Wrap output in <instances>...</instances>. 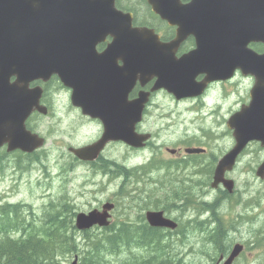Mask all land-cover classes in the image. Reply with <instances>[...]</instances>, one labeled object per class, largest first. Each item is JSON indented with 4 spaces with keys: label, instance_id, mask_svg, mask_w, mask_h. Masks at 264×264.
Listing matches in <instances>:
<instances>
[{
    "label": "water",
    "instance_id": "95a60500",
    "mask_svg": "<svg viewBox=\"0 0 264 264\" xmlns=\"http://www.w3.org/2000/svg\"><path fill=\"white\" fill-rule=\"evenodd\" d=\"M53 1L55 3H52L51 9L54 10L40 14L16 9L10 0H0V49H4L15 37L19 39L21 33L26 35L27 40L33 38L38 48L48 47L47 58L40 61L39 71L33 73L32 79L44 76L45 71L49 75L61 72L64 75L61 76L63 82L73 90V104L104 121L105 133L98 143L73 150L80 159H94L111 140L124 141L136 148L143 146L148 136L138 135L136 125L142 119L149 94H140L139 98L132 101L128 100V94L137 80L144 84L153 78L152 75L157 78L153 91L164 88L177 99L199 96L210 82L230 79L236 70H240L244 76L254 77L251 101L233 114L227 123L228 128L234 130L236 146L219 162L214 185L223 182L224 172L233 166L237 155L250 141H260L264 146V54L259 55L249 47L251 42H264V0H192L187 5L181 4V0H148L156 13L169 24L178 26V38L167 44L160 43L153 30L133 28L130 14L123 15L110 7L106 10V5H98L97 7L104 9L84 19L72 13L71 9L69 12L68 2L71 0ZM81 7L88 6L82 4ZM22 22L28 28L21 25ZM71 31L77 34L72 36ZM108 33L115 40L103 54L104 57H99V63H107V58L115 55L117 51H120L121 57L123 51L129 83L123 94L116 95L113 103L108 101L111 92L96 91L93 88L92 81L100 80L102 74L81 75L76 78L73 72L65 75L62 70L63 64L67 66L77 61V57L92 52L100 37ZM189 34L196 37L197 49L181 59H176L175 50ZM32 47L34 42L29 41L28 51ZM65 48H70L71 51L63 53L61 49ZM0 65L5 68L1 59ZM198 74L206 75L202 82L196 81ZM110 79L114 85L120 82L121 74L118 73ZM8 84L0 76V97L11 103L9 106L0 102V109L6 117L4 120L15 122H0V141L4 132L15 131L14 125H20L19 118L23 120L31 107L20 98L15 86L9 87ZM26 136L25 142L29 146L27 151L43 145V140L38 136ZM21 143L17 145L20 146ZM258 174L264 175V164ZM111 207L112 205H107L105 208ZM108 217L107 212L80 214L77 226L80 229L96 224L106 226ZM148 221L154 227H175L163 218L162 213H149ZM235 254L236 251L233 256ZM73 264H77V261Z\"/></svg>",
    "mask_w": 264,
    "mask_h": 264
},
{
    "label": "rangeland",
    "instance_id": "374dc122",
    "mask_svg": "<svg viewBox=\"0 0 264 264\" xmlns=\"http://www.w3.org/2000/svg\"><path fill=\"white\" fill-rule=\"evenodd\" d=\"M230 85L228 88H220L216 89V91L212 92V97L214 94L213 100H208L207 103L212 106L218 101L221 102V106H223L222 109L218 110L216 112L217 116H220L218 122L216 118L210 115V110L208 108L205 109L204 115H200L198 112H194L195 110L199 109L200 106L199 103H194L192 105V102L180 104L176 106L175 103L171 102V98L166 96L165 94H161L155 101L158 102V106H160L161 109H155L153 111V119H159L161 122H146V127L154 134V141L152 143L154 144L152 147L154 148L156 145L160 144L163 149L166 147V145L170 148H174L175 144L180 141L182 138H186L188 134L192 132L194 136H202L201 135V128H207L208 126H213V128L216 126L217 123L220 124V128L218 129L219 134H214L218 137L217 140H207V144L210 147L211 152H218L221 148H224L228 146L231 143V140L229 136L225 137L227 135V132L224 130V124H223V117L222 115L229 114L232 110L237 111L242 104H245L248 102L249 98L247 96L248 91L252 87V79L244 78L241 76H238L236 78V81L234 80L230 83H227ZM224 87H226L224 85ZM220 92V93H218ZM218 94V95H217ZM59 101V98H57V102ZM59 105H57L58 107ZM194 106V109L192 110ZM66 110L61 107L57 108L55 110L56 118L57 119H64V114ZM230 115V114H229ZM228 115V116H229ZM171 119V122H168V119ZM164 119V120H163ZM65 120V119H64ZM172 120H175L172 122ZM66 124L73 122H65ZM57 124V123H55ZM57 131L60 130L59 125H57L56 128ZM73 129L70 126H67L65 129V133H73ZM97 131L89 130V129H83L79 133H74L72 137H70V140L73 143H87L88 141H92L97 136ZM51 140V139H50ZM52 142L49 145H54L55 147L52 148V153L48 157L47 160H45V163L41 166L33 167L27 171V172H16L13 170V166H11L4 176L0 175V195L3 196L7 201L16 203V202H24L32 205V213L35 214L36 217H42L44 215L45 210L51 209L50 202L53 200L54 202H58V200L64 195L68 194L70 196V199L75 207V212L80 211H87L92 206L97 205L101 200L107 198V199H113L117 198L115 195V192L121 187L122 185V179H120L118 176L112 175L111 179L109 180L108 176H105L101 173H94L92 170L86 167H81L78 164H73L70 162L69 164L64 163V160L62 156L60 155L61 152H65L64 146L69 144V142L63 141L62 138L56 139L52 137ZM198 142L200 141L199 138L197 139ZM195 144V142H193ZM198 144V143H197ZM204 144V143H199ZM157 147V146H156ZM251 153L249 155H246L243 161L248 162L249 164L254 165L255 161L259 159V153H256L254 151V146L250 148ZM108 157L112 160H119L123 161V163L127 162L128 166H136L139 164H142L146 162L147 160L152 158L153 150L146 149L143 151H132L127 149L125 146L116 145L111 146L108 150ZM162 157L164 159H169L170 155L168 153L162 154ZM6 166L12 165L14 163L13 158H9L6 160ZM71 164V165H70ZM69 165L72 168V172L67 177L65 176H57L58 173H60L63 169V167ZM112 170L117 171L116 164H113V167H109V171ZM174 172L171 170L168 174L167 171H161L158 174H155L154 177L149 178L151 183H144L141 178L138 177V180L143 182H139L141 184H138L136 189L133 187V185H130L127 187V190L132 191L130 193L131 196H135L136 193H138V196L136 199H134V203H138L141 197H146L148 200L147 203H151L153 205H148L144 208L148 207H156V204L158 203L159 206H162V204L167 203L168 201H172L171 199L168 200V196L173 192H178L179 196L183 198L184 196H187L188 191L191 192L190 197L195 198V196L202 195L203 197L208 198V193L206 192L205 188L207 187L209 183V173L198 175V182L202 181L204 183L199 185H194L192 187H187L188 184L185 182V177L187 175L196 176L197 171H192L188 173L178 172V173H172ZM46 173H51L52 178L48 177ZM173 174V175H172ZM152 175V174H151ZM162 176V182L158 183L154 180H156L159 176ZM157 176V177H155ZM53 179V180H52ZM147 179V178H145ZM136 180V179H135ZM171 181H174L177 183V187L173 190H171V186L169 184ZM206 181V182H205ZM50 185V186H49ZM246 189V188H244ZM242 189V191L244 190ZM142 191L143 194L140 193ZM244 192V191H243ZM148 195H150L148 197ZM158 201V202H157ZM157 202V203H156ZM162 202V203H161ZM188 205H192V202ZM211 205V204H210ZM208 206V208H213L217 206L216 204H212V206ZM26 206V205H23ZM137 209L131 210V214L127 215L124 213V210L122 207L119 208L118 212L116 211L114 215H116L113 218V224L114 219L116 222H122V220H127L128 222L131 221H139V216L142 213V209L137 213ZM73 212V210H71ZM30 206H28L24 212V215L28 216L30 213ZM53 212H46V216L49 217ZM68 212H65L64 214H67ZM174 213V214H173ZM170 215H176L177 210L170 209L168 212ZM69 217V216H68ZM181 223L186 220V218L181 217ZM253 228L258 229L261 232V236H264V221L262 222H254L252 224ZM70 229V227H69ZM97 228H92L91 231H94V233L102 232L103 230H99ZM230 232V231H229ZM63 233V232H62ZM79 233V232H78ZM68 236L72 235V231L68 230L66 232ZM235 234H244V227H240L236 233L230 232V236L232 237ZM83 234L76 235L75 237L78 239V241L83 242V239L81 238ZM223 237V235H222ZM123 238L126 239L128 244H131L133 241V236L128 233H123ZM140 238L142 240V245H149L150 243H147L144 241V236L140 233ZM172 243L171 246L175 249L176 252L184 254V260H182V264H188L195 263L196 260L194 258L198 255L199 258H210L212 250L210 248L202 249V252L199 251V248H201V242L196 241L197 240V232L195 231V236L190 237L189 239H186L185 237H182L181 235H175L170 236ZM182 239V240H181ZM227 240V238H225ZM226 240L224 242H226ZM153 241V240H152ZM162 241V240H161ZM161 241L159 244H161ZM196 246L198 247V250H196ZM92 250V249H91ZM91 250H87L85 253V264H122L127 257V251L125 249H122V252L113 256L108 255L105 253L104 247H98L95 250V255L89 254ZM146 252L149 253H157L159 255V258L162 259V255L160 252L158 253V250H153L148 247H145L143 249ZM142 251H136L135 256L138 257L141 254ZM144 252V255H147V253ZM164 253H167L166 258H171L174 256V258L169 259V261L173 264H176V257L178 256V253L170 254V252L166 251ZM169 253V254H168ZM59 258L62 259L64 264H71L75 254L79 255V264L82 263V256L79 253H70L66 256H62V250L58 251ZM106 255L107 262L101 259ZM181 256V255H180ZM134 258V255H131L130 258L124 263L128 264L132 259ZM179 258H182L179 257ZM101 260V261H100ZM205 260V259H203ZM186 261V262H185ZM155 262V261H154ZM153 262V264H154ZM50 264H61L55 259L54 263Z\"/></svg>",
    "mask_w": 264,
    "mask_h": 264
},
{
    "label": "flooded vegetation",
    "instance_id": "af4514ba",
    "mask_svg": "<svg viewBox=\"0 0 264 264\" xmlns=\"http://www.w3.org/2000/svg\"><path fill=\"white\" fill-rule=\"evenodd\" d=\"M190 0H184V2H189ZM27 2L30 4V8L32 9H39V7L42 5V0H27ZM109 1H106L108 3ZM116 7L118 10L122 11L123 13H132L134 16L133 22L136 26H141L143 24L149 25L150 28H153L156 30L157 33L160 34L162 41H171L176 36V30L177 27L169 26L165 21H163L159 16L149 12L150 9H147V4H145V0H116ZM142 21V22H141ZM144 22V23H143ZM26 35L24 33H21V37L18 39V37H15L14 40V46L11 49V57H10V63L9 67H7L3 62L4 69L0 65V76L3 77V79L9 83L8 86L12 87L15 86V91H19V96L22 98L25 102L28 103V106H32L34 104L36 107L34 108V111L26 118L21 120L19 118L18 122H25L26 129L32 132H36L45 139H49L50 136L59 139L62 138L63 141L72 143L70 140V137L73 136L74 133H79L83 129H89L93 131H97V136L95 138H98L102 133V120L98 118H92L89 115H86L82 112L80 107H73L72 103L70 102L72 91L68 87H65L61 76H64L61 74V72L53 73L48 77L47 71L43 73L44 76L48 77L45 79V77H38L33 78V73L39 71V68L37 66H34L32 64H29L28 62H34L37 63L38 60L42 62V60H45L47 58V52L48 47L45 48H38L35 40H31L34 42V47L30 51H28L27 48V41H26ZM16 42L25 47V48H18L16 46ZM46 42V41H45ZM114 37L112 34H107L104 38L99 39L97 42L95 49L90 52L86 56H79L77 57V61H74V63H70L69 65L65 66L63 64L62 70L65 75L71 74L73 72L74 76L76 78H80L81 75H91L94 74H102L104 77L108 78L107 81H103L101 78L100 80H94L92 81L96 91H102L104 88L102 85L106 82L108 87V91L112 92V86L117 85L119 89V82L115 83L113 85L111 81V77L116 76L118 72H121L122 77H128L127 72H125V62L123 61V56L118 57L117 63L114 65L112 64V60H110V63H99V57L103 56V53L108 50V48L113 44ZM196 43L195 38L190 35L188 36L180 45L176 55L178 57H181L182 55L192 51L195 49ZM252 47L258 52L263 53L264 52V45L260 43H255L252 45ZM26 49V50H25ZM56 50H59L58 48ZM75 51V49H73ZM63 53H69L71 51L70 48L61 49ZM120 51H117L115 55H119ZM123 54V51H122ZM44 57V58H43ZM104 57V56H103ZM29 67H28V65ZM7 72L6 74H4ZM26 79V80H24ZM110 79V80H109ZM202 77H199V80H201ZM123 80V79H122ZM121 80V93L123 92V81ZM155 82V79L148 82L143 88L141 86L135 87L134 91L132 92L130 99H134L138 96V93L143 91H150L153 87ZM218 85L221 84H213L210 88L211 91ZM210 91V90H209ZM209 91L206 93L204 97L198 98V99H191L187 101L199 102L200 105H204L202 101L206 100L209 95ZM162 93L158 92L152 93L150 97V101L146 105V108L144 110V117H143V123L138 126V130L142 133L150 132L152 134V140L150 142H147L146 149H155L159 147H152L154 144L152 141H154V134L147 129L146 122H161L159 119H153V111L155 109H161L160 106H158V103L155 101L157 97H159ZM57 98H59V101L57 102ZM172 98V97H171ZM173 103L176 104V106L180 105L183 102L186 101H176L175 99H171ZM0 102L5 105L11 106V103L3 98L0 97ZM36 102V103H35ZM63 107L66 112L64 114V119H57L55 110L57 108ZM57 105H59L57 107ZM43 108V113H41V109ZM48 111V113H47ZM6 117L4 114H2L0 109V122H15L14 120H4ZM3 120V121H2ZM164 120V119H163ZM171 120V119H170ZM168 121V120H167ZM175 120H172L174 122ZM65 122H73L66 124ZM171 122V121H168ZM57 123V124H55ZM73 129V133H65V129L67 126H70ZM57 125H59L60 130L57 131ZM192 132L188 134L186 138H183L182 140L178 141L175 145L178 148L176 150V153L173 154L170 158L171 164L178 169L179 172H182L180 168L186 165H192L193 163V157H188L185 155L182 150L186 148V146L183 145L185 141H187L189 138L192 137ZM207 136V135H206ZM203 137V136H199ZM204 138V137H203ZM46 139V140H47ZM84 143H79L76 146H80ZM87 144V143H86ZM121 144V143H120ZM113 144H108L104 152L96 159L95 161L91 163H81L78 162V165L81 167L86 168H92L97 169L100 167H106V162L108 161L106 159L107 150L110 146ZM117 145V144H115ZM160 145V144H158ZM114 146V145H113ZM70 147V146H69ZM68 147V148H69ZM145 149V150H146ZM0 151L6 152V146L0 149ZM8 154V153H7ZM29 154L27 153H20V151H14L13 153L10 152L7 157L13 158L14 164H24L25 161L29 160ZM69 156V154H67ZM17 157H20L19 159H15ZM8 165V164H7ZM190 165V166H191ZM12 165H8L10 168ZM110 169L113 167V164L109 165ZM109 167L105 168L106 171H109ZM117 171L115 174L120 175L122 168L116 164ZM13 169H16L13 167ZM174 169V170H176ZM198 168H194V171ZM168 169H151V173L154 172L160 173L161 171H166ZM173 170V171H174ZM112 171V170H110ZM192 171L185 170L183 173H188ZM157 173V174H158ZM112 175V173H109ZM157 177V176H155ZM162 176L160 175L156 180V182L161 183L162 182ZM228 178H232L230 174L227 175ZM141 178V177H139ZM147 178V179H145ZM152 179V178H151ZM233 179V178H232ZM144 183H151L149 176H143L142 179ZM212 180V179H211ZM185 182L188 184L187 187H192L197 184L198 177L197 176H191L187 175L185 177ZM211 183V181H210ZM171 186V190L175 189L177 187V183L174 181H171L169 184ZM221 192V197L216 198L215 193H209L208 198L203 197L202 200L204 202H211L213 204L217 205L218 212L221 213L220 215L223 218H227L229 216H233L235 212H237L238 222L240 224L239 227L234 228V233L240 229V227H244V234H235L232 237L230 236V232L226 231L224 229V219L221 218V220L218 217H214L212 215L211 210H206L204 213H209L212 219V221H218L217 226L219 225L222 229L219 234L223 235L225 238L227 237V240L225 242V245H227V249L225 251H218V249L222 246H225L224 244L218 245L217 241H212L214 238L215 233L217 230L212 231V229H208L207 231H201V235L206 236L211 233V237L207 242L209 243H216L218 245V248L216 251H212L210 258H199L197 255L194 260H196L193 264H218L221 262V264L229 257V255L232 252V249L235 245L241 244L243 246L242 252L239 254V256L234 260L233 264H264V236H261L262 231L254 232L252 230V218L249 215H241L239 212L240 205L247 203L248 206V213L252 215V209L254 205V197L255 195L252 193V187L249 189V199H239L236 197V192H227L222 187L218 188V190ZM187 194H191L190 191H188ZM173 193H171L168 197H171ZM235 196V197H234ZM169 199V198H168ZM186 203H190L194 201V198H187ZM173 204H176L174 200H172ZM193 205V204H192ZM195 210H193L194 212ZM193 214V213H192ZM191 214V215H192ZM191 215L190 218L191 219ZM251 219V224H249V221ZM206 228H210L207 226ZM219 235V238H222V236ZM205 259V260H203ZM186 262V261H185ZM188 264V262H186ZM192 264V263H190Z\"/></svg>",
    "mask_w": 264,
    "mask_h": 264
},
{
    "label": "trees",
    "instance_id": "16d2710c",
    "mask_svg": "<svg viewBox=\"0 0 264 264\" xmlns=\"http://www.w3.org/2000/svg\"><path fill=\"white\" fill-rule=\"evenodd\" d=\"M175 197L176 196H173L171 200L175 199ZM0 201V264H50L54 262L55 258L59 263H61L62 261H60L59 256L57 254H54V250L61 246L63 248H66L69 242L77 241L76 237L68 236L66 234V230L69 229L70 223L51 222L47 229V233L43 229L36 228L35 225H30L29 228L34 229V232H32L33 230L31 229V232L26 235L24 221H26L27 219H23L25 209L23 207H19V205L3 203L1 198ZM51 205L55 206L54 203H52ZM59 205H65L66 207L65 202H62ZM124 225L127 224H121V226ZM127 226L131 227L129 225ZM136 228L143 229L141 235H145L144 241L147 243L153 242L158 244V241L161 239L167 240L166 235L162 234L160 230L149 228L144 223L137 226ZM36 230L39 235L38 233H36ZM60 231L63 232V234L61 233L58 235L57 233ZM16 232H18V234L21 236L17 235ZM133 235H135V240H141V238H139L136 233H134ZM84 243L85 247L83 249L85 250V253L87 250L92 249L89 252V254L92 255L96 254L95 250L98 247H105L104 252L109 253L112 250L108 246H112L113 251H116V249L118 250V247L128 245L126 239L123 238V233H118L112 238L110 236L108 239L87 238L84 240ZM132 243H134V240L132 241ZM143 246L146 247V245ZM73 247H76V245H73ZM156 250H158V253L160 252L163 255L167 254L161 252V250L158 248ZM163 255L162 259L160 261H155L154 264H173V262L170 263L171 261L167 262L172 257L166 258L167 256ZM156 257H159L157 253ZM149 261L150 260H143L140 256H138L133 258L128 264H146ZM122 264H124V262Z\"/></svg>",
    "mask_w": 264,
    "mask_h": 264
},
{
    "label": "bare ground",
    "instance_id": "6f19581e",
    "mask_svg": "<svg viewBox=\"0 0 264 264\" xmlns=\"http://www.w3.org/2000/svg\"><path fill=\"white\" fill-rule=\"evenodd\" d=\"M24 168L25 167L19 168V169H24ZM150 170L144 171V172H141V173H137L135 175V178L137 180H138V177H141V179H142L143 176H149V178H152L155 174L158 173V172H154L151 175L150 174L151 173ZM166 171H167L166 174L171 172V170H166ZM195 171H197L196 176L201 175V174H206L207 172L209 173V166L206 163L201 164L198 167V169L195 170ZM178 172H179L178 170H175L172 173L174 174V173H178ZM107 173H112V175H113L116 172L107 171ZM202 183H204V182L199 181V182H197V185L202 184ZM173 196H176L175 199H173L176 202V204H173L172 201H171V203L167 204L166 206H167V208L169 210L170 209L177 210V214L175 216H177L179 219L181 217L186 218V220H184L181 223V227L182 228H181V231H180V235L182 237H185L186 239H189L190 237L195 236V229H193V227H191L192 222L189 219H187L193 213L194 208H193L192 205H188L191 202L190 203H186V201H185L188 197L189 198H191V197L188 194L187 196H184L183 198H181L179 196V193L175 191V192H173V195L171 197H168L169 198L168 200H170ZM198 197H199V195H198ZM195 198H197V196H195ZM162 205H164V204H162ZM210 206H212V204ZM19 207H23L26 210V208L28 206L26 205V206H19ZM32 211H33L32 207H30V212H29L30 214L28 216L23 214V219H25V218L27 219L26 221H24L25 228H26V233H25L26 235L31 232L32 228H29L30 225H35L36 228L43 229L47 233V229H48L49 225L51 224V222H58V223L59 222H69L70 223V229H68V230L72 231V235H71L72 237H75L76 235L78 236L79 234H83V236H81V238L83 239V242H80L77 239V241H72V242H69L68 244L66 243L67 244L66 248H63L62 246L59 247V248H56L54 250V254H57L58 256H59V254H58L59 250H62V256L63 257L68 255V254H70V253H79L82 256V263L85 264V250L83 249L85 247V243H84L85 239H87V238L108 239L110 236L112 238L115 235H117L118 233H121V234L122 233H130L132 236H134L133 237L134 243L118 247V250L116 249V251H113L112 246H108L113 251V253H112V251L107 253L108 255L113 256V255L119 254V253L122 252V249H125L127 251V257H126V260L124 261V263H125L128 260V258L131 257V255H134V258L136 257L135 256L136 255L135 254L136 251H142L145 248L142 245V240H138V241H137V239L135 240V235H133L134 233H136V235L140 238V233L143 231L142 228L128 227L127 225H124V226L120 225V226H116L114 228H111L110 230L102 231V232H99V233H94V231L88 232V233H74V229L72 227V224H71L70 220H68V218L72 214V211L71 212L69 211L67 214H64L66 212V210H58V212L56 213L55 206H52L51 209L49 211H47V212H53L50 217H47V216H44V215L42 217H36L35 214L32 213ZM208 229L209 228H206L204 231H207ZM32 230H33L32 232H34V229H32ZM68 230H66V232ZM220 232H221V230L217 229V232L215 233L214 238H213L212 241H215V242L217 241L218 245H222V244L225 245V242H224L225 241V237L223 236L222 238H219V235H221V234H219ZM36 233H38L37 230H36ZM61 233L62 232L60 231L57 234L59 235ZM50 234H55V233H50ZM38 235H39V233H38ZM143 236H145V235L143 234ZM161 240H162V242H161V244H159V242ZM161 240L158 241V244L151 242L153 244V247H152L153 250H156L158 248L163 253L166 252V251L170 252V254L178 253V252L175 251V249H171L170 248L171 246L169 247V245L172 243L171 239H167V240L166 239H161ZM217 244L216 243L213 244V243H209V242H206V241H202L201 244H200L201 248H199V251L202 252V249H205V248H210L212 251L213 250L216 251L217 248H218ZM73 245H76V247H73ZM90 245H92V244H90ZM88 247H89V245H88ZM88 247H87V249H88ZM149 247H150V244H149ZM227 247H228L227 245L222 246V247H220L218 249V251H220V252L221 251H225L227 249ZM146 253H148V252H146ZM178 255H181L182 258H177L176 259V264H182V260H184V256L185 255L182 254V253H178ZM55 259H54V261H55ZM101 259H103L104 261L107 262L106 255H104V257H102ZM153 262H154V260L150 259L149 264H153ZM52 263H54V262H52Z\"/></svg>",
    "mask_w": 264,
    "mask_h": 264
}]
</instances>
